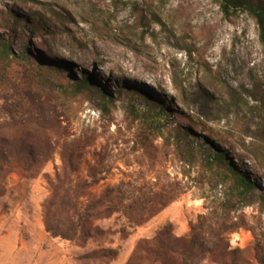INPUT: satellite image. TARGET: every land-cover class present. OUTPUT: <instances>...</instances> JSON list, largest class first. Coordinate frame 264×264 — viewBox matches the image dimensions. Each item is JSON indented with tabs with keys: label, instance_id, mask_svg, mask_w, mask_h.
<instances>
[{
	"label": "rangeland",
	"instance_id": "rangeland-1",
	"mask_svg": "<svg viewBox=\"0 0 264 264\" xmlns=\"http://www.w3.org/2000/svg\"><path fill=\"white\" fill-rule=\"evenodd\" d=\"M1 42L15 58L0 47V264H129L159 241L178 258L192 229L212 250L201 264H259L264 39L250 16L225 19L217 0H0ZM81 73L97 87L74 94ZM202 140L255 184L249 199L225 203Z\"/></svg>",
	"mask_w": 264,
	"mask_h": 264
},
{
	"label": "trees",
	"instance_id": "trees-1",
	"mask_svg": "<svg viewBox=\"0 0 264 264\" xmlns=\"http://www.w3.org/2000/svg\"><path fill=\"white\" fill-rule=\"evenodd\" d=\"M218 7L225 19H230L237 17L238 14L245 13L250 16L259 31V37L264 39V0H217ZM2 56L8 59H14V55L11 53L10 43H0ZM82 82L73 83L70 85V89L74 94L80 93L83 89V84L88 86L97 87L92 81L89 80L86 73L79 74ZM86 85V86H87ZM100 96V92L96 93ZM103 95V94H102ZM103 97V96H101ZM104 110L103 108H100ZM163 111L161 108L160 111ZM159 112L158 110L155 113ZM161 114H159L160 117ZM187 133V131H186ZM198 146L200 149H206L204 151L205 155V169L211 174L213 178L212 184L217 189L219 187H226L227 189V199L225 203L241 202L243 200L249 199L251 195L256 192V187L253 182H250L243 175L242 170H238L229 160L227 155L230 153H224L215 149L213 145L209 142L202 140L199 142ZM238 161L237 158H234ZM71 192L70 189L65 188L61 190L60 204L59 208L63 207V201L69 196ZM260 192V191H259ZM72 193V192H71ZM258 198L264 204V194L259 193ZM46 229L48 232L56 234L55 226H52L50 221L47 219L45 221ZM233 232L232 230L230 231ZM59 235V234H57ZM77 235L76 227L67 228V236L70 238H75ZM145 243H139L135 252L131 255L129 264L136 262L138 260L145 261L147 264H201L208 255L212 254V250L208 249L205 244V236L203 234H195V229L191 230V237L187 246L181 250L179 257L175 258L171 250L164 247L161 241L156 242L153 246L146 247ZM138 251L141 254H138ZM170 260V261H168ZM172 261V262H171ZM259 264H264V258H258Z\"/></svg>",
	"mask_w": 264,
	"mask_h": 264
}]
</instances>
